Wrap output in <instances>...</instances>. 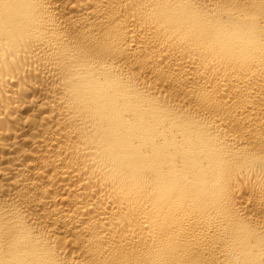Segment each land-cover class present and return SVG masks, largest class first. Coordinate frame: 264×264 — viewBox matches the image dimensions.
Instances as JSON below:
<instances>
[{"label":"bare ground","instance_id":"obj_1","mask_svg":"<svg viewBox=\"0 0 264 264\" xmlns=\"http://www.w3.org/2000/svg\"><path fill=\"white\" fill-rule=\"evenodd\" d=\"M0 264H264V0H0Z\"/></svg>","mask_w":264,"mask_h":264}]
</instances>
